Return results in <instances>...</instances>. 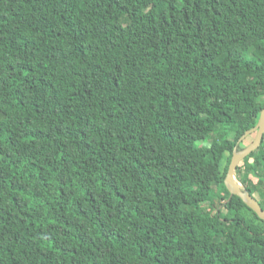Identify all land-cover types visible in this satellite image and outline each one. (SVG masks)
Here are the masks:
<instances>
[{
  "label": "trees",
  "instance_id": "trees-1",
  "mask_svg": "<svg viewBox=\"0 0 264 264\" xmlns=\"http://www.w3.org/2000/svg\"><path fill=\"white\" fill-rule=\"evenodd\" d=\"M263 107L264 0H0V264H264Z\"/></svg>",
  "mask_w": 264,
  "mask_h": 264
},
{
  "label": "water",
  "instance_id": "water-1",
  "mask_svg": "<svg viewBox=\"0 0 264 264\" xmlns=\"http://www.w3.org/2000/svg\"><path fill=\"white\" fill-rule=\"evenodd\" d=\"M253 133H255L254 139L248 146L240 151H237L236 148H234L227 168L224 184L229 192L230 197H239L244 202V204L256 214L259 219L264 220V209H262L258 201L248 191H246L240 183H238L235 177V170L237 166L251 152L258 149L261 145L262 136L264 134V107L260 111V115L256 125L246 131L240 138V141L244 140L247 136Z\"/></svg>",
  "mask_w": 264,
  "mask_h": 264
},
{
  "label": "rangeland",
  "instance_id": "rangeland-1",
  "mask_svg": "<svg viewBox=\"0 0 264 264\" xmlns=\"http://www.w3.org/2000/svg\"><path fill=\"white\" fill-rule=\"evenodd\" d=\"M253 134H251V136H249L246 139V143H250L253 140ZM236 177V176H235ZM236 180L238 181V183H240V181L238 180V178L236 177ZM241 184V183H240ZM242 185V184H241ZM256 198L259 200L261 199L258 195H255ZM226 198V193L225 192H220L218 190V188L216 186H212V203L213 204H219V203H224V199ZM222 229H218L217 231V235H219L221 233Z\"/></svg>",
  "mask_w": 264,
  "mask_h": 264
},
{
  "label": "built area",
  "instance_id": "built-area-1",
  "mask_svg": "<svg viewBox=\"0 0 264 264\" xmlns=\"http://www.w3.org/2000/svg\"><path fill=\"white\" fill-rule=\"evenodd\" d=\"M261 145L263 146V149H264V134L262 136Z\"/></svg>",
  "mask_w": 264,
  "mask_h": 264
}]
</instances>
